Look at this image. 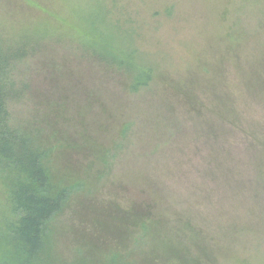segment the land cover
I'll return each mask as SVG.
<instances>
[{
	"label": "rangeland",
	"instance_id": "obj_1",
	"mask_svg": "<svg viewBox=\"0 0 264 264\" xmlns=\"http://www.w3.org/2000/svg\"><path fill=\"white\" fill-rule=\"evenodd\" d=\"M0 36L39 50L10 121L70 191L33 264H264V0H0Z\"/></svg>",
	"mask_w": 264,
	"mask_h": 264
},
{
	"label": "trees",
	"instance_id": "obj_2",
	"mask_svg": "<svg viewBox=\"0 0 264 264\" xmlns=\"http://www.w3.org/2000/svg\"><path fill=\"white\" fill-rule=\"evenodd\" d=\"M91 26L99 28L97 23ZM87 36L92 43L90 56L104 66L129 73V91L152 90L150 69L134 64L132 53ZM103 53L106 58L101 61L98 58ZM37 54L39 50L28 43L9 44L0 36V264H33V253L45 250L49 229L69 202V188L52 179L47 151L32 132L16 129L10 121L9 104L27 97L26 83L16 82L17 67ZM224 173L220 168L219 176L228 182L230 171Z\"/></svg>",
	"mask_w": 264,
	"mask_h": 264
}]
</instances>
